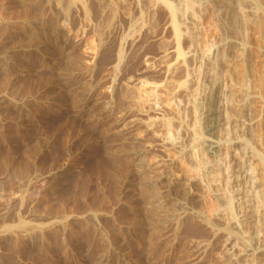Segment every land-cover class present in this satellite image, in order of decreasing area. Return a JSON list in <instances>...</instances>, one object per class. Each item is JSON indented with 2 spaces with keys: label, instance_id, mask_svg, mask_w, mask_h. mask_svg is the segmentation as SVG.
<instances>
[{
  "label": "rangeland",
  "instance_id": "374dc122",
  "mask_svg": "<svg viewBox=\"0 0 264 264\" xmlns=\"http://www.w3.org/2000/svg\"><path fill=\"white\" fill-rule=\"evenodd\" d=\"M253 155L264 0H0V264H264Z\"/></svg>",
  "mask_w": 264,
  "mask_h": 264
},
{
  "label": "bare ground",
  "instance_id": "6f19581e",
  "mask_svg": "<svg viewBox=\"0 0 264 264\" xmlns=\"http://www.w3.org/2000/svg\"><path fill=\"white\" fill-rule=\"evenodd\" d=\"M189 5H190V3H189ZM225 100L226 101L230 100V96L226 95V92L224 91V88H221V86L216 85L213 88L212 92H210L208 95H206V98H205V106H204L203 112H202L203 113L202 119H203V126H204L203 128H204V132H205V140H204V142H202V145H203V148H204L206 154L208 155V157L206 159L208 160L209 158H211L207 162L209 163V162L215 161L211 169H208V167H207V170L204 171L205 172V176L208 177V180H209V182H210L211 185L212 184L213 185L216 184V182H215V176H217V173H214V170L216 169V166H218L220 163H222L220 161L221 160L220 158H222V157H220L219 151L221 150V147L223 145V143L221 141H222V139L224 140V138L219 139L217 133L219 131H221L223 129V126H224V119L221 117V115H222L221 112H222V104H223V101H225ZM231 140L234 141V139H231ZM235 140H237V139H235ZM228 141H229V143H228ZM233 141H230V139H229L226 142H224V143H228V144L227 145L225 144L223 146H225V147L227 146L228 147L227 149H229L231 147L230 146L231 145L230 142H233ZM240 151H245V150L240 149ZM239 153H241V152H239ZM243 156H244V154H243ZM247 156H248V154H247ZM239 158H241V157H239ZM258 160L259 159L258 158H255V156H254V161H253L252 164H254L255 170H253V171L248 172L246 169L245 170H242L241 167H243V166H240L239 169L237 170V171L244 172V176H246V179L247 180L244 183H241L240 185H233V187H237L238 189H240L241 194H243V195H247V193H248L247 192V189L245 188L246 182H248V181H250V184L248 186L251 189H253L254 191H256V192L264 191V187L261 188L262 190L260 188H258V186H260V185L263 186V184H264V165L261 164L260 162H258ZM231 170H232V168H231ZM238 176H240V175H238ZM254 178H256V181H254ZM234 179H236V178H234ZM211 187H212V190L211 191H213L214 194L217 197H220L219 194H222L223 191H220L218 188H216L214 186H211ZM234 199H235V196L232 195L231 198H230V200H234ZM239 199H242L243 200L242 202L245 203V200L242 197L239 198ZM253 200H255V203L257 205V207H256V205H254L255 207H254L253 211H255V212L256 211L258 212V210L260 211L261 209H259L260 208L259 205H264V199H259L257 195L253 194ZM235 205L237 207H239L240 209L246 208L245 205L240 206V202H239V204L236 203ZM257 212H256V214H257ZM249 216H251V215H249ZM236 218L239 220L238 221L236 219L238 222H241L240 219H239V217L237 215H236ZM263 222L261 223V225L264 224ZM256 227H255V229H257ZM258 229L260 230V228H258ZM230 237L231 236H229L226 240L227 241L230 240ZM250 237H251V235H250ZM252 237H257V235H252ZM231 242L232 241H229L227 245L229 246L231 244ZM261 244L262 243L260 242L257 245V248H254L255 247L254 246L253 247L254 248L253 250H259V251L262 250L263 251L264 250V243H263V245H261Z\"/></svg>",
  "mask_w": 264,
  "mask_h": 264
}]
</instances>
